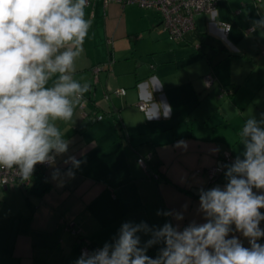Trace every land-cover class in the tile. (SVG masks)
Returning <instances> with one entry per match:
<instances>
[{"label": "crops", "instance_id": "0c3cea01", "mask_svg": "<svg viewBox=\"0 0 264 264\" xmlns=\"http://www.w3.org/2000/svg\"><path fill=\"white\" fill-rule=\"evenodd\" d=\"M86 13L94 14L93 23L75 74L91 84L86 114L77 107L60 125L70 145L56 159L58 179L49 166L28 187H0V264H75L82 239L103 247L129 221L180 229L203 223L199 190L210 189L206 169L225 153L232 160L224 165L231 164L242 151L237 133L246 118L264 114V29L253 31L252 23L264 16V0H219L215 15L197 14L180 41L169 38L154 9L92 0ZM218 21L231 30L224 33ZM120 87L125 93L115 94ZM143 99L147 111L137 105ZM69 156L82 161L72 179L64 175ZM225 182L223 168L217 184ZM158 211L183 212L184 219ZM231 235L249 246L239 232ZM149 238L141 234L142 244Z\"/></svg>", "mask_w": 264, "mask_h": 264}, {"label": "clouds", "instance_id": "9594fccd", "mask_svg": "<svg viewBox=\"0 0 264 264\" xmlns=\"http://www.w3.org/2000/svg\"><path fill=\"white\" fill-rule=\"evenodd\" d=\"M87 7L88 0H0V170L14 171L22 182L38 164L53 167L54 180L61 175L56 159L68 152L70 140L60 125L72 120L91 90L75 77L93 23ZM252 23L253 31L264 29V16ZM170 112L165 106L163 115ZM237 136L242 151L222 166L224 187L199 190L203 223L180 229L171 222H125L111 242L83 251L75 264H264V244L258 243L264 238V114L247 117ZM64 163L72 179L82 161L69 156ZM157 215L184 219L183 212ZM141 234L150 236L143 244ZM160 244L155 258L147 255Z\"/></svg>", "mask_w": 264, "mask_h": 264}, {"label": "built area", "instance_id": "2783aa9c", "mask_svg": "<svg viewBox=\"0 0 264 264\" xmlns=\"http://www.w3.org/2000/svg\"><path fill=\"white\" fill-rule=\"evenodd\" d=\"M113 0H104L105 3H108ZM119 2L121 5L126 4H137L144 8L154 9L158 11L161 15V23L163 29L167 32L170 39L174 41H180L183 39L184 34L192 29L195 25V16L200 13H207L212 16L216 13V3L219 0H114ZM258 2L260 0H254ZM92 0H88V4H91ZM218 24L221 25L224 33H227L229 30L226 28L230 25L229 22L218 21ZM251 29V28H250ZM105 63L94 66V72H98L99 70L105 67ZM110 65V62L107 63ZM213 78L210 74L205 77L206 84H210ZM223 93H229L230 89L223 87ZM114 93L117 95H121L125 93V88L120 87L114 90ZM109 93H105L104 98H109ZM86 100L84 98L82 102V106H79L80 109L86 114L85 111ZM139 109L143 111H147L150 103L148 99L139 100L137 103ZM95 118H102V115H98ZM232 160V157L229 153H225L223 160L218 164H215L206 169V174L209 180L210 189L216 187L217 178L219 174L223 170V165ZM138 162L143 167L147 168V160L145 156H140L138 158ZM49 165L47 164H38L35 168V172L44 171L47 169ZM33 173V174H34ZM32 179V178H31ZM31 180L29 182H22L18 176L14 174V171L4 172L0 170V187H7L12 185H19L21 187H28ZM225 184L220 185L219 187L223 188ZM70 229L73 233L79 232V230L73 227V222L69 223ZM81 238V237H80ZM101 246L99 245H91L86 239H82V245L80 247V254L87 250L89 252L99 249Z\"/></svg>", "mask_w": 264, "mask_h": 264}, {"label": "trees", "instance_id": "16d2710c", "mask_svg": "<svg viewBox=\"0 0 264 264\" xmlns=\"http://www.w3.org/2000/svg\"><path fill=\"white\" fill-rule=\"evenodd\" d=\"M152 172L153 173H156L158 176V178H160L161 177V174H159V172L157 171V169L155 168V166L154 167H152ZM157 254H158V252L157 251H150V253L148 254L149 256H151V257H153V258H155L156 256H157Z\"/></svg>", "mask_w": 264, "mask_h": 264}, {"label": "bare ground", "instance_id": "6f19581e", "mask_svg": "<svg viewBox=\"0 0 264 264\" xmlns=\"http://www.w3.org/2000/svg\"><path fill=\"white\" fill-rule=\"evenodd\" d=\"M216 186H219L218 184H216Z\"/></svg>", "mask_w": 264, "mask_h": 264}, {"label": "rangeland", "instance_id": "374dc122", "mask_svg": "<svg viewBox=\"0 0 264 264\" xmlns=\"http://www.w3.org/2000/svg\"><path fill=\"white\" fill-rule=\"evenodd\" d=\"M156 174V173H155Z\"/></svg>", "mask_w": 264, "mask_h": 264}]
</instances>
